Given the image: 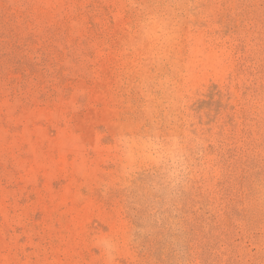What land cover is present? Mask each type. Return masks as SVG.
Masks as SVG:
<instances>
[{"label":"rangeland","instance_id":"obj_1","mask_svg":"<svg viewBox=\"0 0 264 264\" xmlns=\"http://www.w3.org/2000/svg\"><path fill=\"white\" fill-rule=\"evenodd\" d=\"M0 264H264V0H0Z\"/></svg>","mask_w":264,"mask_h":264}]
</instances>
